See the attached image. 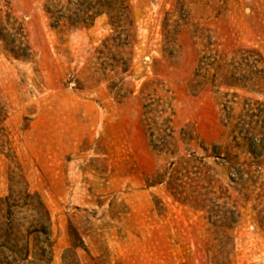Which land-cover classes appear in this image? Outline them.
<instances>
[{
	"label": "rangeland",
	"instance_id": "374dc122",
	"mask_svg": "<svg viewBox=\"0 0 264 264\" xmlns=\"http://www.w3.org/2000/svg\"><path fill=\"white\" fill-rule=\"evenodd\" d=\"M1 129L0 264H264V0H0Z\"/></svg>",
	"mask_w": 264,
	"mask_h": 264
},
{
	"label": "trees",
	"instance_id": "16d2710c",
	"mask_svg": "<svg viewBox=\"0 0 264 264\" xmlns=\"http://www.w3.org/2000/svg\"><path fill=\"white\" fill-rule=\"evenodd\" d=\"M102 1V0H98ZM100 4L97 5L98 7H90L88 10H94V17L100 15L102 13V11L100 10ZM106 6L108 7L107 9L110 8V6L112 5V3L106 2L105 3ZM103 5V4H102ZM82 9V8H81ZM87 9L82 10L83 14H85V12H89ZM6 145V137L5 134L2 132H0V154H3V150L5 148ZM10 202V197L9 198H0V217L6 219V223H0V242L3 243L4 246L8 245V244H13L11 246V248L13 249H17L18 246L14 245V243H19V239H18V231H17V226H15V224L12 222V220H9V218L12 215V210L14 208L13 205L9 204ZM43 218H45V221H43V218H39V228L37 233H40L43 236L44 239V244H46L47 246H49V235L47 234V229L49 228L48 226V218L46 213L43 211ZM28 245H24V247L20 246V250L19 252L24 255V256H28L29 253V249H28Z\"/></svg>",
	"mask_w": 264,
	"mask_h": 264
}]
</instances>
